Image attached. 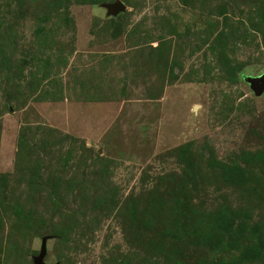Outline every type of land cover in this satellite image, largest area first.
<instances>
[{"label":"rangeland","instance_id":"1","mask_svg":"<svg viewBox=\"0 0 264 264\" xmlns=\"http://www.w3.org/2000/svg\"><path fill=\"white\" fill-rule=\"evenodd\" d=\"M263 75L264 0H0V264H264Z\"/></svg>","mask_w":264,"mask_h":264},{"label":"water","instance_id":"2","mask_svg":"<svg viewBox=\"0 0 264 264\" xmlns=\"http://www.w3.org/2000/svg\"><path fill=\"white\" fill-rule=\"evenodd\" d=\"M106 7L109 9L110 13L117 14L126 9V4L122 1H118L117 3H108ZM249 83L256 90L258 95H262L264 93V75L262 77L256 78L253 76H249ZM47 255V239L43 240L41 252L35 257V264H48L45 262V257Z\"/></svg>","mask_w":264,"mask_h":264}]
</instances>
